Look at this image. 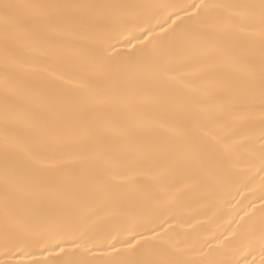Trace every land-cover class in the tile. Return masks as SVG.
<instances>
[{"label": "snow or ice", "instance_id": "1", "mask_svg": "<svg viewBox=\"0 0 264 264\" xmlns=\"http://www.w3.org/2000/svg\"><path fill=\"white\" fill-rule=\"evenodd\" d=\"M0 264H264V0H0Z\"/></svg>", "mask_w": 264, "mask_h": 264}]
</instances>
